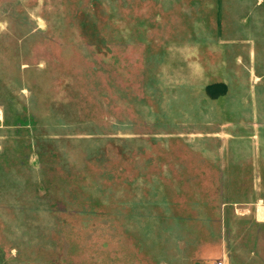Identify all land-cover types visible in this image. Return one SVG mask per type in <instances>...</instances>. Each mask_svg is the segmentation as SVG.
Masks as SVG:
<instances>
[{
  "label": "rangeland",
  "instance_id": "obj_1",
  "mask_svg": "<svg viewBox=\"0 0 264 264\" xmlns=\"http://www.w3.org/2000/svg\"><path fill=\"white\" fill-rule=\"evenodd\" d=\"M263 208L264 0H0V264H264Z\"/></svg>",
  "mask_w": 264,
  "mask_h": 264
},
{
  "label": "bare ground",
  "instance_id": "obj_2",
  "mask_svg": "<svg viewBox=\"0 0 264 264\" xmlns=\"http://www.w3.org/2000/svg\"><path fill=\"white\" fill-rule=\"evenodd\" d=\"M263 209H264V208H263ZM262 216H263L262 218H264V210L262 211Z\"/></svg>",
  "mask_w": 264,
  "mask_h": 264
},
{
  "label": "built area",
  "instance_id": "obj_3",
  "mask_svg": "<svg viewBox=\"0 0 264 264\" xmlns=\"http://www.w3.org/2000/svg\"><path fill=\"white\" fill-rule=\"evenodd\" d=\"M215 264H222V263L218 261V262H216Z\"/></svg>",
  "mask_w": 264,
  "mask_h": 264
},
{
  "label": "crops",
  "instance_id": "obj_4",
  "mask_svg": "<svg viewBox=\"0 0 264 264\" xmlns=\"http://www.w3.org/2000/svg\"><path fill=\"white\" fill-rule=\"evenodd\" d=\"M255 217H256V213H255ZM256 219H257V217H256ZM256 221L260 222L258 219Z\"/></svg>",
  "mask_w": 264,
  "mask_h": 264
}]
</instances>
